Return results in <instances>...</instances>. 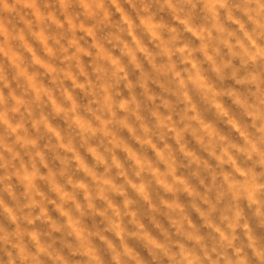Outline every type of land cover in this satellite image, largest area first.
Here are the masks:
<instances>
[{"label": "clouds", "instance_id": "9594fccd", "mask_svg": "<svg viewBox=\"0 0 264 264\" xmlns=\"http://www.w3.org/2000/svg\"><path fill=\"white\" fill-rule=\"evenodd\" d=\"M0 264H264V0H0Z\"/></svg>", "mask_w": 264, "mask_h": 264}]
</instances>
